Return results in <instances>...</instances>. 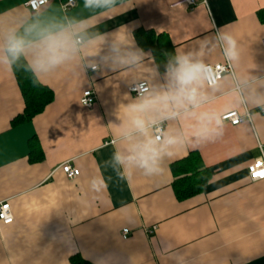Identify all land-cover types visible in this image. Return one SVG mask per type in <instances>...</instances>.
I'll return each mask as SVG.
<instances>
[{
	"label": "crops",
	"instance_id": "1",
	"mask_svg": "<svg viewBox=\"0 0 264 264\" xmlns=\"http://www.w3.org/2000/svg\"><path fill=\"white\" fill-rule=\"evenodd\" d=\"M29 1L0 0V203H10L14 219L0 223V264H71L77 255L91 264H264V181L251 182L248 171L264 156V0H112L92 8L74 0L67 12L61 6L70 0H50L37 13ZM43 29L67 31L74 51L45 71L33 70L31 49L23 55L54 100L14 127L25 101L6 38L35 41ZM138 30L166 34L176 56L232 68L215 87L200 82L205 100L195 112L215 117L213 131L196 134L190 105L151 128L156 139L163 127L151 174L114 159L128 154L124 109L138 99L130 86L147 83L145 95L174 86L139 45ZM224 35L236 41L235 60L225 55ZM89 90L92 109L81 103ZM231 112L244 120L222 121ZM191 154L207 169V184L180 201L172 166ZM66 163L80 175L67 177Z\"/></svg>",
	"mask_w": 264,
	"mask_h": 264
},
{
	"label": "clouds",
	"instance_id": "2",
	"mask_svg": "<svg viewBox=\"0 0 264 264\" xmlns=\"http://www.w3.org/2000/svg\"><path fill=\"white\" fill-rule=\"evenodd\" d=\"M112 0H85L88 8L100 7L111 3ZM38 39L31 41L15 33L6 38L5 49L13 59L32 50L31 61L34 71H45L68 59L74 51V41L67 31L52 32L41 30ZM227 47L225 55L230 60L237 58L236 41L230 35L222 37ZM173 87L149 95H141L124 109L128 117V126L123 131L124 138L129 141L128 154L116 153L114 159L119 164H130L140 167L151 174L161 154L160 141L151 135V128L170 119L175 114L173 109L187 110L189 105L193 111L188 115L196 116L200 123L197 135H207L214 129L210 128L215 117L208 112H201L197 116L195 109L199 108L205 97L200 92V82L204 76V65L194 61L191 55H178L175 63L169 68ZM218 124L219 121H216ZM143 136L142 141L135 139L136 135ZM172 136H166V143H173Z\"/></svg>",
	"mask_w": 264,
	"mask_h": 264
},
{
	"label": "trees",
	"instance_id": "3",
	"mask_svg": "<svg viewBox=\"0 0 264 264\" xmlns=\"http://www.w3.org/2000/svg\"><path fill=\"white\" fill-rule=\"evenodd\" d=\"M136 36L139 45L152 52L161 73L168 71L170 66L175 63V46L166 34L138 30ZM8 59L25 101L23 113L12 122V126L15 127L30 122L41 114L53 102L54 93L37 80L23 55L18 59L8 56ZM31 147L34 148L33 145ZM39 153L38 159H42L43 154L41 151ZM172 172L175 176L173 189L178 200L190 199L204 191L208 179L207 169L199 164V159L193 154L176 162L172 166ZM70 262L71 264H91L78 255L73 256Z\"/></svg>",
	"mask_w": 264,
	"mask_h": 264
},
{
	"label": "built area",
	"instance_id": "4",
	"mask_svg": "<svg viewBox=\"0 0 264 264\" xmlns=\"http://www.w3.org/2000/svg\"><path fill=\"white\" fill-rule=\"evenodd\" d=\"M50 0H30L26 7L33 13H37L43 7L49 4ZM186 4L193 5L194 0H187ZM76 6V2L74 0H70L66 4H62V9L64 12L74 8ZM78 43H81V40H77ZM92 71H96L97 67H93ZM232 73V68L230 64L227 62L226 64H218V65H208L204 67V79L208 87L212 88L218 85V83L222 80L224 75ZM150 88L147 83H137L129 88V92L135 97H140L141 95H145L149 92ZM82 105L87 109H92L96 103V96L93 91H86L81 100ZM245 118L249 119V113L246 114ZM243 117L240 116L237 112L227 113L222 116V121L229 122L233 126L239 125L243 121ZM163 135V127L159 126L156 130V139L158 141L162 140ZM60 169L67 175L69 178H76L80 175V171L78 169H74L70 164L66 163L60 167ZM249 178L251 182H260L264 181V176H255L256 172H264V156L262 159L254 162L248 169ZM13 215L9 202L0 203V223L4 225H10L13 223ZM130 234L129 230L123 231V238H127Z\"/></svg>",
	"mask_w": 264,
	"mask_h": 264
},
{
	"label": "snow or ice",
	"instance_id": "5",
	"mask_svg": "<svg viewBox=\"0 0 264 264\" xmlns=\"http://www.w3.org/2000/svg\"><path fill=\"white\" fill-rule=\"evenodd\" d=\"M255 176H264V172H256L254 173Z\"/></svg>",
	"mask_w": 264,
	"mask_h": 264
}]
</instances>
